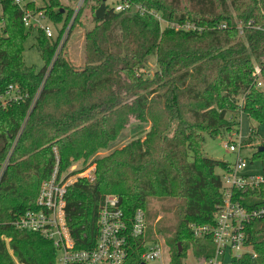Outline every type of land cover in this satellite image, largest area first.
I'll return each mask as SVG.
<instances>
[{
  "label": "trees",
  "instance_id": "obj_1",
  "mask_svg": "<svg viewBox=\"0 0 264 264\" xmlns=\"http://www.w3.org/2000/svg\"><path fill=\"white\" fill-rule=\"evenodd\" d=\"M132 1L169 23L204 30L166 28L151 17L115 13L108 6L98 19L107 0H90L92 27L84 28L77 64L68 40L83 26L85 8L63 42L73 7L61 0L29 1L27 7L43 11L53 25L63 24L51 39L37 31L45 63L38 72L23 56L32 29L12 0H0V97L11 85L25 96L0 109V172L7 163L0 178V264H55L52 242L13 226L35 207L42 182L51 177L54 148L60 173L79 160L96 166L93 183L79 179L67 193V216L79 247L94 244L97 214L104 198L114 195L127 215L146 212L151 242L156 241L150 201L163 202L165 214L175 211V227H166L163 218L155 226L156 234L169 235L171 264H184L192 247L200 263L213 254L211 240L195 238L190 225L214 224L222 203L216 170L228 163L208 157L203 147L206 136L239 133L242 114L258 126L264 123V89L257 88L254 75L258 70L264 81V0ZM224 24L226 29L218 28ZM152 57L157 70L149 77L144 71ZM135 123L149 125L144 138L97 157ZM257 136L253 127L244 148H252ZM258 150L252 162L261 161L264 175V152ZM244 195L249 206L264 207L263 188ZM152 218L155 222L158 215ZM248 234L257 258L236 264H264V218L253 222ZM140 254L134 250L126 264H139Z\"/></svg>",
  "mask_w": 264,
  "mask_h": 264
},
{
  "label": "built area",
  "instance_id": "obj_2",
  "mask_svg": "<svg viewBox=\"0 0 264 264\" xmlns=\"http://www.w3.org/2000/svg\"><path fill=\"white\" fill-rule=\"evenodd\" d=\"M34 0H12L23 13V23L27 29L42 30L48 38L55 36L51 22L43 11L28 8V2ZM90 0H77L73 6V14L68 24L69 34L78 14ZM106 10L112 8L115 13L137 14L148 16L158 21L162 27H171L186 32H202L204 29L193 23L174 24L164 20L163 15L145 5L132 0H117L112 5L105 2ZM108 6V7H107ZM38 7V6H37ZM51 23V24H50ZM219 29H226L221 25ZM63 36V42L68 35ZM240 28V34H242ZM62 42V43H63ZM258 89H264V81L260 72H255ZM25 101L24 94L11 85L0 97V109ZM225 149L237 156L235 164L228 167L221 175L222 203L218 205L214 224L190 225V230L197 239L211 240L213 254L200 264H236L243 257L257 258L250 243L249 226L264 218V207H252L244 194L264 189V175L246 172L248 158L244 156V140L236 137L224 145ZM56 165L49 179L42 182L35 207L20 215L13 222L19 231L41 235L52 242L57 250L55 264H126L134 250H140L139 264H171L166 258V248L147 239L148 220L143 209H137L131 216L121 207L117 196L107 195L96 218L97 237L91 247H79L69 225L67 216V193L79 179L93 183L96 179V168L85 169L79 177H72L77 166L72 165L69 172L60 173L58 151ZM5 163L0 178L6 168ZM86 238V235L84 236ZM138 240V243L136 241ZM85 246V244H81ZM89 245V244H88Z\"/></svg>",
  "mask_w": 264,
  "mask_h": 264
},
{
  "label": "rangeland",
  "instance_id": "obj_3",
  "mask_svg": "<svg viewBox=\"0 0 264 264\" xmlns=\"http://www.w3.org/2000/svg\"><path fill=\"white\" fill-rule=\"evenodd\" d=\"M61 1L65 6L70 5L73 7L75 5L74 0H61ZM116 1L117 0H108V4L112 5L113 3H116ZM41 4H42L41 0H37V5H41ZM89 15H90L89 10H88V7L86 6L84 14L81 17V19L84 21L83 26H79V25L76 26V28L74 29L73 33L70 36L67 33L68 29H66L64 33V35H66L67 33V35L69 36V40H68L69 54L74 60H77L76 61L77 64L80 63V58L82 54L81 36L83 34L84 28L92 27V23H91ZM47 21L49 24V20H46V22ZM62 25L63 24H60V23L58 25L51 24L52 28L54 29L55 34L58 32L59 29H61ZM37 34H38L37 29L34 28L31 32V35L28 37V39L25 42V45H24L25 51L23 53V56H24L25 63L28 66H35L37 71L39 72L44 68L45 63L36 46ZM60 49L61 48L57 50L56 55H58ZM155 70H157V62H156V58L152 57L151 62L147 70L144 71V73L146 74V76L151 77L153 76ZM253 127L257 129L258 136H257V142L254 144V146L252 148L245 149L244 151V156L248 158V169L246 170V172L252 173V174H262L263 167H262L261 161L255 160L252 162V155L255 151L258 150L259 146L264 141V123L258 126L256 122L251 120L245 114H242L240 117L239 133L225 134L223 137H220L217 139H212L209 136H206V142L203 147L204 153L208 157L213 158L215 160L227 162L228 164H232V165L235 164L237 160V156L233 153H230L228 150H226L224 145L230 139H235L236 137H239L243 140L247 139ZM148 130H149V125H146V124L142 125V124H137V123L133 124L131 127H129L128 129L122 132V134L111 145L108 151L100 152L97 155V157H102L117 148H122L123 146L127 145L128 143H130L131 141L135 139L144 138ZM91 161L92 160H90L87 163L84 160H79L75 162L73 165L77 166L78 170L74 171V174L72 175V177H79L78 175L82 174L85 171V169H90L91 167L96 168L95 164H92ZM67 172H69V169L62 173H67ZM216 172L219 175L223 174V170L221 169H217ZM163 209H164L163 202L158 201V200H151L149 204V222H150V227L151 225L153 226L154 231H152V233L155 238V241L162 244L166 248V251H167L166 258L169 259L171 258V254H170L169 248L167 247L165 243L169 235L163 236V235L156 234L155 226L163 218L166 227H171V228L175 227L176 225L175 215L176 214H175V211H171L169 214H165ZM155 215H158V218L154 222L153 220L154 218L152 217ZM184 264H200L199 260L194 255L193 247L190 248L186 252Z\"/></svg>",
  "mask_w": 264,
  "mask_h": 264
},
{
  "label": "water",
  "instance_id": "obj_4",
  "mask_svg": "<svg viewBox=\"0 0 264 264\" xmlns=\"http://www.w3.org/2000/svg\"><path fill=\"white\" fill-rule=\"evenodd\" d=\"M105 13H106V5L102 4L101 7L97 10L96 16H97L98 19H103ZM258 151L259 152H264V148H260Z\"/></svg>",
  "mask_w": 264,
  "mask_h": 264
}]
</instances>
